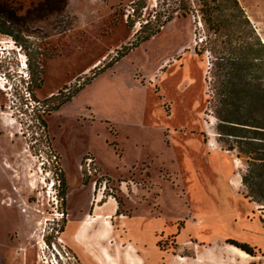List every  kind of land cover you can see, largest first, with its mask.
<instances>
[{"label": "rangeland", "instance_id": "374dc122", "mask_svg": "<svg viewBox=\"0 0 264 264\" xmlns=\"http://www.w3.org/2000/svg\"><path fill=\"white\" fill-rule=\"evenodd\" d=\"M201 1L0 0V264H246L228 239L264 264V205L242 183L251 153L228 133L264 140L226 121L264 125L250 67L264 50L243 18L264 44V0L223 12L226 35ZM98 214L115 234L96 244L98 223L82 243L80 218Z\"/></svg>", "mask_w": 264, "mask_h": 264}, {"label": "trees", "instance_id": "16d2710c", "mask_svg": "<svg viewBox=\"0 0 264 264\" xmlns=\"http://www.w3.org/2000/svg\"><path fill=\"white\" fill-rule=\"evenodd\" d=\"M235 7L239 9L240 11H243L240 7L238 0H202L200 11L202 12V17L205 21V24L208 25L209 29L213 31L214 34L226 35V29L229 27L228 21H229V18H231L232 14L230 12L223 14V12L230 11V9L235 8ZM218 14H221V17H219ZM243 18L247 26L251 29V31L254 34L255 43L253 44V46L261 47V50H264V44L260 40V38L255 34L254 29H252L249 18L244 14H243ZM166 21H164L162 25H164ZM231 26H234V30H237V28L241 26V23L239 21L238 22L233 21ZM159 31H160V28H157L156 30L151 31V33H149L145 37V39H148L154 36ZM6 33H11V32H6ZM127 52L128 51L126 50L124 53H122L121 57H124L127 54ZM251 52L253 54L256 53V57L253 63L251 62L250 64L251 68L252 67L257 68L256 69L257 71L255 72L257 73L255 74V78L257 79V81L254 83V86H255L257 95L264 102V88L262 87V82H261V79L264 78V73H261V72H264V58L260 56L259 48L252 49ZM112 65L113 64H111L109 67H111ZM28 70H29V67H28ZM29 83L30 82H27L28 89L30 88ZM73 96L74 95L67 97L62 104L66 103L67 101H70ZM259 103L261 104V101H259ZM259 103L256 106L257 113H260L259 111L261 109ZM254 119H255L254 121L256 122H254L253 124H249L246 121H232V120H226V121H229L232 123H239L242 125L254 126L255 136H253V138L257 140H264V131L260 130V128H264V125L263 126L260 125L261 122L259 121L258 116H254ZM231 126L235 127V129L239 127L236 125H231ZM241 128H245V127H241ZM228 134L235 135V136H241V139H239L240 140L239 142L245 143V145L239 146L240 152L251 153V155L249 156L250 160H248V163H249L248 168L242 174V183L248 190V193L246 194V196L251 198L252 201H255L261 205H264V147H263L264 144L249 142L250 140L249 141L247 140L249 136L247 135L237 134L235 132H230ZM117 213H121L119 210V207L117 208ZM127 216L130 217V215H127ZM227 241L228 243H231L243 249L244 251H246L252 256L258 255L257 247L252 246L249 243L240 242L234 239H228Z\"/></svg>", "mask_w": 264, "mask_h": 264}, {"label": "bare ground", "instance_id": "6f19581e", "mask_svg": "<svg viewBox=\"0 0 264 264\" xmlns=\"http://www.w3.org/2000/svg\"><path fill=\"white\" fill-rule=\"evenodd\" d=\"M263 40H264V38H263ZM218 149V148H217ZM240 166H239V164L238 165H236L235 166V168H239ZM242 167V166H241ZM240 169V168H239ZM240 177H241V174L240 173H237ZM112 216H111V214L108 216V218H111ZM101 218H102V215L101 214H98V216H97V218H94L93 220H88V219H86L85 221H84V223H83V225L82 226H80L79 227V230H78V237L82 240V243L84 242V239L86 238V234L87 233H89L94 227V225L95 224H98V223H103V224H108L109 223V221H108V223L106 222L105 223V221L104 222H101ZM90 219V218H89ZM102 224V225H103ZM101 225V224H100ZM104 226V225H103ZM108 226L111 228L112 227V225H111V223H109L108 224ZM106 227V226H105ZM102 230V229H101ZM106 230V229H105ZM112 231V230H111ZM96 233H98V232H96ZM103 233V231L101 232V234ZM104 233H105V231H104ZM107 233V232H106ZM110 235V234H109ZM97 236H98V234H97ZM97 236H96V234L94 233L93 234V237L96 239V240H98V238H97ZM106 237V236H105ZM105 237H103V238H105ZM108 237V236H107ZM104 241V240H103ZM89 246H90V244H89ZM229 247H230V249L235 253V255L237 254L239 257H241L242 259H243V261H245L246 262V264L249 262V260H248V258H254V257H252L249 253H247L246 251H244L243 249H241V248H239V247H237V246H235V245H233V244H229ZM92 252V251H91ZM236 255V256H237ZM179 258L180 259H182V260H184L185 258L183 257V256H179ZM109 259V258H108ZM108 259L107 258H105V260L104 261H100V264H111V262H108ZM212 259H214V257L212 258L211 257V261H212ZM255 259V258H254ZM215 260V259H214ZM252 260V259H251ZM99 261V260H98ZM110 261V260H109ZM132 261V260H131ZM130 262V261H129ZM128 262V263H129ZM140 262V261H139ZM215 262V261H214ZM132 263V262H131ZM218 263V262H217ZM132 264H134V263H132ZM140 264H141V262H140ZM143 264V263H142ZM145 264V263H144ZM232 264V263H231ZM249 264H252L251 262L249 263Z\"/></svg>", "mask_w": 264, "mask_h": 264}, {"label": "built area", "instance_id": "2783aa9c", "mask_svg": "<svg viewBox=\"0 0 264 264\" xmlns=\"http://www.w3.org/2000/svg\"><path fill=\"white\" fill-rule=\"evenodd\" d=\"M115 55H118V54L115 52ZM25 67H29L27 57L24 58L21 61V68L23 70L24 78L27 77L26 78L27 79V82H30L31 81V76H30V73L27 74V72H29V70L27 71V69H25ZM25 72H26V74H25ZM26 91L30 94L29 89H27ZM28 98H30V100L32 101L33 108H37V110H39V114L40 113L43 114L44 112H46V107L47 106H45L41 101H39L37 99H34L31 94L29 95ZM54 158H55V160H57V157L55 155H54ZM94 162H95V160L91 156H89V157H87L85 159L84 164H82V166H81L84 174L85 173L93 174V171H94V167H93ZM106 184H107V182L105 181V187H104V189L106 188Z\"/></svg>", "mask_w": 264, "mask_h": 264}, {"label": "crops", "instance_id": "0c3cea01", "mask_svg": "<svg viewBox=\"0 0 264 264\" xmlns=\"http://www.w3.org/2000/svg\"><path fill=\"white\" fill-rule=\"evenodd\" d=\"M115 65H112V67H114ZM112 67H110V69L112 68ZM118 208V207H117ZM117 208H116V214H117ZM128 219H129V217L128 216H126ZM84 219V215H83V217H81L80 218V220H79V222H78V225H79V227L80 226H82L83 225V223H84V221L85 220H83ZM83 220V221H82ZM101 224V225H100ZM103 223H99V227L98 226H95V228H94V233L96 234V236H97V234H98V236H97V238H98V240L95 242L96 244H98L99 242H103V240H106L107 238H110L111 236H113L114 234H115V231H114V229L113 228H110L107 224H103ZM98 225V224H97ZM106 226V227H105ZM78 227V228H79ZM102 229V230H101ZM106 229V230H105ZM112 230V231H111ZM103 231V233L101 234V232ZM104 231H105V233H104ZM96 232H98V233H96ZM107 232V233H106ZM110 234V235H109ZM106 236V237H105ZM108 236V237H107ZM103 237H105V238H103ZM79 241H82L80 238H79ZM88 251V250H87ZM262 257H264V253L262 252ZM252 256V255H251ZM252 257H254V258H256V257H258V255L257 256H252Z\"/></svg>", "mask_w": 264, "mask_h": 264}, {"label": "clouds", "instance_id": "9594fccd", "mask_svg": "<svg viewBox=\"0 0 264 264\" xmlns=\"http://www.w3.org/2000/svg\"><path fill=\"white\" fill-rule=\"evenodd\" d=\"M25 69H28V67H25Z\"/></svg>", "mask_w": 264, "mask_h": 264}]
</instances>
